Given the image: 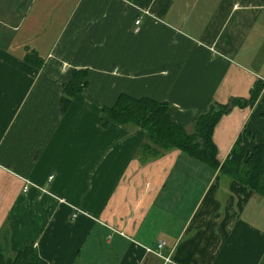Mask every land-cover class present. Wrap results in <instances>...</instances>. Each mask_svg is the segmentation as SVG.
Wrapping results in <instances>:
<instances>
[{"label":"crops","instance_id":"1","mask_svg":"<svg viewBox=\"0 0 264 264\" xmlns=\"http://www.w3.org/2000/svg\"><path fill=\"white\" fill-rule=\"evenodd\" d=\"M73 71L87 86L63 111ZM122 94L167 103L188 133L234 103L216 159L249 155L264 138V0H0L5 264L26 247L47 264H164L160 242L172 264H264V199L179 150L141 153L145 131L103 115Z\"/></svg>","mask_w":264,"mask_h":264},{"label":"trees","instance_id":"2","mask_svg":"<svg viewBox=\"0 0 264 264\" xmlns=\"http://www.w3.org/2000/svg\"><path fill=\"white\" fill-rule=\"evenodd\" d=\"M24 60L34 68L42 67L41 59L34 52L27 53ZM86 79L87 71L71 73L69 82L63 86L60 101L63 111L73 97L87 86ZM259 92L260 89H253L250 105L255 102ZM231 106H234V103ZM231 106L210 103L205 111L194 119L190 133L171 121L167 103H157L146 98L133 99L122 94L111 108L103 109V115L115 123L143 129L146 133V142L141 145V153L152 149L179 150L211 169H219L223 174L247 187L253 194L264 199V138L249 155H245L240 145L236 144L226 161L219 165L216 159L217 151L212 141L213 130ZM105 122L102 124L105 125ZM0 264H5V258L1 254ZM11 264L47 263L36 252L26 247L14 254Z\"/></svg>","mask_w":264,"mask_h":264},{"label":"built area","instance_id":"3","mask_svg":"<svg viewBox=\"0 0 264 264\" xmlns=\"http://www.w3.org/2000/svg\"><path fill=\"white\" fill-rule=\"evenodd\" d=\"M140 23L139 20H137L134 24L136 26H138ZM53 179L52 176L49 177V181H51ZM26 190V189H25ZM165 246V242H160L158 245H157V248L155 249V251H153L155 253V255H157L158 257H160L161 259L164 260V264H172V261L168 258V257H163L162 254H161V250L164 248Z\"/></svg>","mask_w":264,"mask_h":264},{"label":"rangeland","instance_id":"4","mask_svg":"<svg viewBox=\"0 0 264 264\" xmlns=\"http://www.w3.org/2000/svg\"><path fill=\"white\" fill-rule=\"evenodd\" d=\"M48 180H49V178H48ZM98 229H100V228H97L96 230H98ZM103 230V229H102ZM104 231V230H103ZM100 233V232H99ZM104 233H105V231H104ZM97 235H100V234H97Z\"/></svg>","mask_w":264,"mask_h":264}]
</instances>
